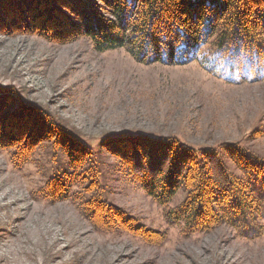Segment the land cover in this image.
<instances>
[{
    "label": "rangeland",
    "instance_id": "1",
    "mask_svg": "<svg viewBox=\"0 0 264 264\" xmlns=\"http://www.w3.org/2000/svg\"><path fill=\"white\" fill-rule=\"evenodd\" d=\"M56 1L48 9L46 0H0V87H8L0 89V116L15 123L16 142L27 148L30 138H47L19 166L15 160L25 157L0 145V264H264L262 229L253 238L222 223L180 231L119 159L128 151L146 157V146L165 139L217 151L236 145L264 158V79L231 83L198 60L141 63L124 48L98 51L89 37L73 33L75 11L66 0ZM92 1L107 15L101 0ZM8 5L19 8L23 23L37 15L51 25L34 26L37 33L14 29ZM54 8L59 12L50 14ZM7 133L1 123L0 144ZM73 146L84 153L76 168L66 158ZM78 174L93 182L85 193L98 198L85 215L58 187L38 195L50 178L69 182ZM184 191L171 205L183 201Z\"/></svg>",
    "mask_w": 264,
    "mask_h": 264
},
{
    "label": "trees",
    "instance_id": "2",
    "mask_svg": "<svg viewBox=\"0 0 264 264\" xmlns=\"http://www.w3.org/2000/svg\"><path fill=\"white\" fill-rule=\"evenodd\" d=\"M46 1L48 9H53L54 4H57L56 0ZM101 1L105 5L103 10L107 9V15L92 0L64 1L69 9L75 11L78 29L73 33L89 37L98 51L124 48L141 63L176 65L198 60L207 70L219 73L231 83L264 79V0ZM71 5L78 8L74 9ZM9 8L12 10L14 29L23 31L24 28V31L37 33L40 30L34 26L48 30L51 25L47 20H38L37 15L29 16L30 19H24L23 23L19 8L8 5ZM53 11L59 12L57 9L51 10L50 14ZM4 30L12 33L10 28ZM58 39L57 42H62ZM3 88L2 91H6L8 87H0ZM3 119L1 114L0 127L1 123L6 124L9 133L2 136L6 141L0 144L1 147L12 149L14 153L25 157L15 160L16 166L21 165V161H31L35 147L39 146L38 142L47 138H30L28 143L32 144L27 148L23 140L16 142L18 138L21 139V133L16 134L18 127L15 123L7 125L8 122ZM159 141L163 143L153 141L146 146V157L140 158L128 151L123 152V159L120 156L119 159L146 194L163 208L165 220L169 224L178 225L180 231L197 233L222 223L244 238L256 237L261 229L264 232L260 224L261 221L264 224V158L236 145L228 148L229 145L223 144L217 151L211 147L189 146L176 139ZM147 142L150 143L149 140ZM12 143L17 144L10 146ZM31 148L35 149L29 151ZM74 148L66 152L70 167H75L74 163L84 155L81 149L74 151ZM225 158L235 163L240 174L228 168ZM78 175L74 179L71 177L69 182L66 178L64 181L50 178L49 182L42 185V194L38 192V195L46 198V193L52 195L58 187L61 189L59 195L85 215L87 203L97 204L98 198L95 194L88 196L85 193L93 182L86 184ZM71 182L79 185L83 183L84 190L75 192L67 187L63 189ZM181 186L185 189V198L173 206L172 200ZM96 187L99 188V185ZM100 199L103 204L109 205L105 199ZM104 227L110 231L111 226Z\"/></svg>",
    "mask_w": 264,
    "mask_h": 264
}]
</instances>
